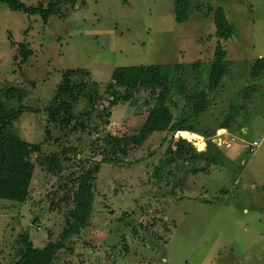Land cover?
Wrapping results in <instances>:
<instances>
[{"label": "rangeland", "instance_id": "1", "mask_svg": "<svg viewBox=\"0 0 264 264\" xmlns=\"http://www.w3.org/2000/svg\"><path fill=\"white\" fill-rule=\"evenodd\" d=\"M21 1L30 6L49 0ZM192 2L194 13L184 25L174 22L173 0H77L46 25L0 3V91L15 87L26 93L27 110L9 130L25 142L42 144L45 156L64 152L56 174L35 163L23 205L0 204V264L14 259L24 232L38 248L59 239L78 160L92 163L104 156L120 162L101 165L88 224L66 242L73 251L57 252V264H264V84L249 104L239 95L252 62L264 58V0ZM208 7H223L239 36L223 44L233 65L199 128H217L231 104L239 106L237 122L216 130L220 139H205V146L188 132L176 133L170 142L164 132L142 135L153 68L210 63L216 37ZM20 44L32 51L25 64L18 56ZM134 65L147 66V72L132 101L113 108L105 127L98 125L93 136L68 137L51 128L45 140V109L64 70L86 69L104 88L114 68ZM1 101L18 106L15 100ZM77 111H84V101ZM179 136L194 141H187L193 151L205 152L194 167L184 161L163 164ZM95 138L102 140L95 144ZM253 141L259 146L250 153Z\"/></svg>", "mask_w": 264, "mask_h": 264}, {"label": "trees", "instance_id": "2", "mask_svg": "<svg viewBox=\"0 0 264 264\" xmlns=\"http://www.w3.org/2000/svg\"><path fill=\"white\" fill-rule=\"evenodd\" d=\"M76 1L49 0L45 5L40 2L30 6L21 0H0V3L10 11L37 16L46 25L52 16L60 14L62 6L68 5L73 8ZM81 2L83 3L84 0ZM194 8L192 0H173L175 24H186L194 13ZM207 11L213 12L216 37L210 63L197 61L187 65L161 64L153 68L145 88L149 93V102H147L149 109L140 130L142 135L164 132L167 134L166 142H170L176 133L182 135L188 132L207 140L216 130L230 128L237 122L239 106L231 104L217 128L212 130L199 128L202 116L212 106L214 94L223 89L221 88L223 81L233 65L227 60V51L223 44L239 36L235 25L228 21L223 7L214 9L208 7ZM18 54L20 63L25 64L32 51L26 44H20ZM147 69L145 65L116 67L104 88L90 78V72L86 69L64 70L54 95L45 109V140L51 137V128L63 131L64 137L76 135L78 132H87L89 136H93L94 132L99 131L98 125L105 127L109 123L113 108L132 101ZM263 84L264 58H257L252 62L249 76L240 90L239 95L244 104H249L254 94L262 91ZM2 97L6 100H15L18 106L8 107L1 101ZM25 97L24 90L15 87L0 91V204L23 205L30 194L35 163L37 162L39 167L45 168L50 174H56L59 172L61 155L64 153L62 152L61 155L51 153L45 156L41 149L42 144L25 142L17 133L9 130L12 123L27 110L22 105ZM81 101H84V111L78 112L77 107ZM104 101L107 105L100 108ZM101 140L95 138L93 142L99 144ZM207 142V150L210 151V142ZM194 152L187 140L179 136L175 152H169L171 156L165 158L163 164L171 165L184 161L186 166L194 167L197 160L205 158V152ZM31 155H36L35 162L31 160ZM78 161L79 173L75 177V186L70 194V209L59 239L48 241L42 248H38L34 247L29 234L24 232L19 236L17 241L19 247L10 264H57L55 260L57 252L63 249L73 251L66 246V242L78 235L88 224L95 198L96 177L101 165L120 162L119 159H111L107 156L92 163L90 158ZM204 169L205 167H202L201 171ZM155 170L158 175L163 174V168L158 167ZM197 170L191 169L192 172Z\"/></svg>", "mask_w": 264, "mask_h": 264}, {"label": "built area", "instance_id": "3", "mask_svg": "<svg viewBox=\"0 0 264 264\" xmlns=\"http://www.w3.org/2000/svg\"><path fill=\"white\" fill-rule=\"evenodd\" d=\"M219 136H221V133L218 131L216 135H214V136H212V137L210 138L211 142L214 143L216 140H219V139H220ZM200 139H201L200 141H202L203 146H205V139H204L203 137H201V136H200ZM187 141H188L189 143L195 145V143H194L193 140H188V139H187ZM227 146H228V145H227ZM258 146H259V143L256 142V141H253L251 144L248 145L247 149H248V151H249L250 153H253L254 149L257 148ZM194 147H196V146H194Z\"/></svg>", "mask_w": 264, "mask_h": 264}, {"label": "crops", "instance_id": "4", "mask_svg": "<svg viewBox=\"0 0 264 264\" xmlns=\"http://www.w3.org/2000/svg\"><path fill=\"white\" fill-rule=\"evenodd\" d=\"M221 130H225V129H221Z\"/></svg>", "mask_w": 264, "mask_h": 264}]
</instances>
